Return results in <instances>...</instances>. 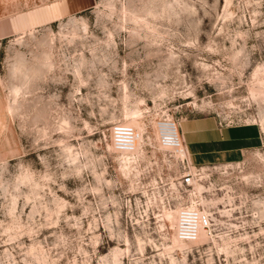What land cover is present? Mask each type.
Instances as JSON below:
<instances>
[{
	"label": "rangeland",
	"instance_id": "obj_1",
	"mask_svg": "<svg viewBox=\"0 0 264 264\" xmlns=\"http://www.w3.org/2000/svg\"><path fill=\"white\" fill-rule=\"evenodd\" d=\"M199 115L262 137L189 186L157 128ZM0 264H264V0H0Z\"/></svg>",
	"mask_w": 264,
	"mask_h": 264
},
{
	"label": "crops",
	"instance_id": "obj_2",
	"mask_svg": "<svg viewBox=\"0 0 264 264\" xmlns=\"http://www.w3.org/2000/svg\"><path fill=\"white\" fill-rule=\"evenodd\" d=\"M30 26L23 24L20 28ZM190 159L194 165L230 164L242 161L260 145L259 125L244 123L226 126L215 115H199L180 122Z\"/></svg>",
	"mask_w": 264,
	"mask_h": 264
},
{
	"label": "built area",
	"instance_id": "obj_3",
	"mask_svg": "<svg viewBox=\"0 0 264 264\" xmlns=\"http://www.w3.org/2000/svg\"><path fill=\"white\" fill-rule=\"evenodd\" d=\"M180 122L164 119L158 123V137L161 146L169 150L183 168V182L192 185L203 166L194 165L186 147ZM111 142L115 151L120 154H133L136 151L138 131L127 123H115L111 127ZM211 224L210 213L194 204H183L176 214V235L180 241L191 242L198 239L202 230Z\"/></svg>",
	"mask_w": 264,
	"mask_h": 264
},
{
	"label": "bare ground",
	"instance_id": "obj_4",
	"mask_svg": "<svg viewBox=\"0 0 264 264\" xmlns=\"http://www.w3.org/2000/svg\"><path fill=\"white\" fill-rule=\"evenodd\" d=\"M139 139H140V132H138V139H137V142H136V150H137V144L139 143Z\"/></svg>",
	"mask_w": 264,
	"mask_h": 264
}]
</instances>
